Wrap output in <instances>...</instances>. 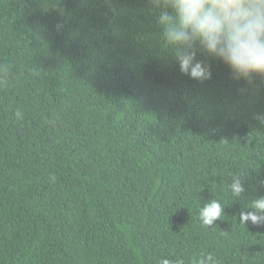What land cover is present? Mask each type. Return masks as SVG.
<instances>
[{"label": "trees", "instance_id": "trees-1", "mask_svg": "<svg viewBox=\"0 0 264 264\" xmlns=\"http://www.w3.org/2000/svg\"><path fill=\"white\" fill-rule=\"evenodd\" d=\"M199 58L210 79L179 72L150 0H0V264H264L239 221L264 196V78Z\"/></svg>", "mask_w": 264, "mask_h": 264}, {"label": "clouds", "instance_id": "clouds-1", "mask_svg": "<svg viewBox=\"0 0 264 264\" xmlns=\"http://www.w3.org/2000/svg\"><path fill=\"white\" fill-rule=\"evenodd\" d=\"M155 23L171 50L181 74L202 82L211 78V66L199 58L206 55L219 60L235 81L253 82L264 78V0H150ZM19 116L20 113L17 112ZM264 125V113L254 117ZM55 180V176H50ZM264 184V180L261 181ZM232 195L244 191L242 176H233ZM251 211H241L239 221L264 226V196L251 201ZM220 202L212 200L199 210L203 226L220 218ZM160 264H173L162 259ZM175 264H184L177 259ZM193 264H216L211 254Z\"/></svg>", "mask_w": 264, "mask_h": 264}]
</instances>
